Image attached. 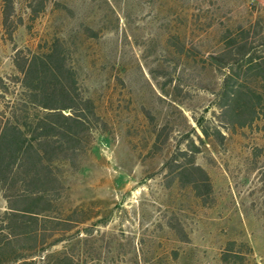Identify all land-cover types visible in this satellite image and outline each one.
<instances>
[{
    "label": "rangeland",
    "instance_id": "1",
    "mask_svg": "<svg viewBox=\"0 0 264 264\" xmlns=\"http://www.w3.org/2000/svg\"><path fill=\"white\" fill-rule=\"evenodd\" d=\"M11 1L0 0V95L20 90L16 63L58 41L99 121L57 170L64 188L47 218L10 230L0 190V264H264V118L224 126V74L205 62L255 2ZM191 159L210 190L196 172L178 180Z\"/></svg>",
    "mask_w": 264,
    "mask_h": 264
},
{
    "label": "trees",
    "instance_id": "2",
    "mask_svg": "<svg viewBox=\"0 0 264 264\" xmlns=\"http://www.w3.org/2000/svg\"><path fill=\"white\" fill-rule=\"evenodd\" d=\"M3 2L6 9H13L11 0ZM250 9L248 25L240 26L226 46L205 60L224 74L219 118L231 129L251 128L256 119L264 118V28L259 17L253 18V13L264 12V7L255 3ZM15 66L21 76L17 81L20 90L12 99L0 95L5 103L0 121V190L10 230L15 228V221L24 224L20 220L49 216L59 190L64 188L57 170L84 154L99 121L58 41ZM196 125L208 139V132L197 121ZM215 134L224 138L219 130ZM193 172L200 176L198 188L210 190L207 175L192 159L180 172V183L193 182ZM25 238L32 240L30 234Z\"/></svg>",
    "mask_w": 264,
    "mask_h": 264
},
{
    "label": "crops",
    "instance_id": "3",
    "mask_svg": "<svg viewBox=\"0 0 264 264\" xmlns=\"http://www.w3.org/2000/svg\"><path fill=\"white\" fill-rule=\"evenodd\" d=\"M252 1L264 7V0H252Z\"/></svg>",
    "mask_w": 264,
    "mask_h": 264
}]
</instances>
